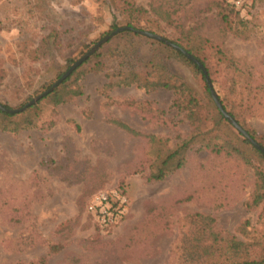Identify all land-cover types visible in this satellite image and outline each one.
<instances>
[{
    "label": "rangeland",
    "instance_id": "374dc122",
    "mask_svg": "<svg viewBox=\"0 0 264 264\" xmlns=\"http://www.w3.org/2000/svg\"><path fill=\"white\" fill-rule=\"evenodd\" d=\"M211 1L153 3L169 9L174 27L183 23L204 38L199 57L216 92L226 91L230 62L250 75L252 85L264 86V0H244L239 8L247 21L246 38L222 27L215 12L207 11ZM133 6L150 8V0H0V103L19 109L47 90L58 71L67 70V60L77 61L113 23L121 24L119 7ZM174 27L157 34L167 39L169 32L179 35ZM53 29L64 44L55 48L51 40L49 58L31 62L20 52L25 41L37 45ZM167 64L205 97L201 72L176 59ZM80 83L82 95L48 110L36 127L0 130V264L41 259L47 264H177L182 221L195 212L213 216L225 235L245 242L262 237V207L245 206L255 168L264 170L261 159L252 156L253 167L196 147L183 167L150 181L148 139L113 120L174 143L190 127L183 113L171 107L173 93L117 88L111 92L117 102L108 105L101 94L103 72H89ZM131 101L151 102L145 104L150 110L140 111ZM249 103L247 125L264 135V95L253 92ZM106 188L120 189L130 202L125 221L116 227L98 225L86 210L89 198ZM251 253L259 258L257 247Z\"/></svg>",
    "mask_w": 264,
    "mask_h": 264
},
{
    "label": "trees",
    "instance_id": "16d2710c",
    "mask_svg": "<svg viewBox=\"0 0 264 264\" xmlns=\"http://www.w3.org/2000/svg\"><path fill=\"white\" fill-rule=\"evenodd\" d=\"M153 1L150 0V8L133 6L121 9L117 7L121 10V24L113 23L107 32L101 34V38L119 27H131L154 33H163L168 27H174V18L169 9L161 3L155 5ZM207 11H214L219 23L228 32L239 37H247V21L241 17L239 8L237 9L232 1L212 0L207 6ZM116 20L117 17H115ZM150 22L156 29L147 25ZM175 28L179 35L169 32L171 37H168V40L183 47L202 62L199 56L204 38L194 33L189 27L185 29L183 23L176 24L174 30ZM51 40L55 48H61L64 44L58 31L53 29L49 34L44 35L37 45L29 47L31 43L25 41L20 52L31 62L45 60L53 53ZM145 47L149 52L147 56ZM169 59L179 60L203 75L197 64L171 45L139 35L132 30L122 31L104 43L53 92L41 98L36 104L17 113L0 110V130L18 133L36 127L48 110L69 103L82 95L80 81L87 73L103 72L106 83L102 87L101 94L106 98L108 105L117 102L111 96V92L117 88L137 86L147 93L169 90L173 93L171 107L183 113L189 124L188 135L171 143L169 137L155 134L144 135L122 121L113 120V123L126 129L132 135L145 136L148 139V157L151 160L148 180H163L183 167L189 151L196 147L215 155H225L241 160L244 164L253 167L252 156L264 162V153L255 148L216 107L207 82L205 97H203L182 77L169 69L167 64ZM74 61L73 59L67 60L65 69H68ZM204 66L206 67L205 64ZM228 70L226 91L223 95L217 91L219 99L226 111L264 147V135H260L256 129L247 125L252 108V104L249 103L250 96L253 92L256 96L264 95V86L252 85L250 75L238 69L234 63L230 62ZM63 73L64 70L58 71L57 78ZM1 80L2 75L0 82ZM150 103L145 104L150 105ZM128 104L130 106L137 104L136 107L140 111L144 107L150 110L144 102L131 101ZM24 105L25 103L22 107ZM4 106L10 108L7 105ZM245 206L249 209L262 207L259 217L264 219V170L255 168L254 188ZM215 220L213 216L200 212H195L183 219L181 236L176 245L177 264H264V232L262 237H255L252 242H245L236 236L223 234L216 227ZM253 247L259 249V258L251 256ZM30 264H47V262L41 259Z\"/></svg>",
    "mask_w": 264,
    "mask_h": 264
},
{
    "label": "water",
    "instance_id": "95a60500",
    "mask_svg": "<svg viewBox=\"0 0 264 264\" xmlns=\"http://www.w3.org/2000/svg\"><path fill=\"white\" fill-rule=\"evenodd\" d=\"M125 30H132L134 33H137L142 36H146L148 38L157 40V41H162L166 45H171L172 47L176 48L177 50L181 51L183 54H185L190 60H192L195 64L199 66L201 71L203 72V75L206 79L207 85L211 91L212 97L216 103V107L219 108V110L223 113V115L226 117V119L233 124V126L241 133L243 134L250 142L251 144L260 150L262 153H264V147H262L253 137L250 136V134L234 119L232 115H230L226 109L223 107L219 96L217 92L215 91L212 81L210 79L208 70L204 66V64L196 57H194L193 54L189 53L186 49L183 47H180L177 44L172 43L170 40L167 38L146 30H138V29H133L131 27H119L118 29L112 31L110 34L104 36L101 38L97 43L94 44L82 57H80L77 61H75L47 90L42 92L41 94L37 95L36 97H33L25 106L19 108V109H11L5 107L2 103H0V110L8 112V113H17V112H22L28 107L36 104L41 98L47 96L49 93L53 92L61 83H63L64 80L67 79L68 76L71 75V73L76 70L80 65H82L85 61H87L94 53L104 44L106 43L110 38L114 37L118 33L125 31Z\"/></svg>",
    "mask_w": 264,
    "mask_h": 264
},
{
    "label": "built area",
    "instance_id": "2783aa9c",
    "mask_svg": "<svg viewBox=\"0 0 264 264\" xmlns=\"http://www.w3.org/2000/svg\"><path fill=\"white\" fill-rule=\"evenodd\" d=\"M237 8H241L244 0H232ZM130 202L127 195L117 188H106L94 193L86 205L87 212L102 227L121 225L128 213Z\"/></svg>",
    "mask_w": 264,
    "mask_h": 264
}]
</instances>
